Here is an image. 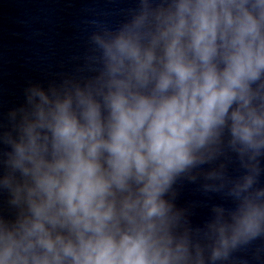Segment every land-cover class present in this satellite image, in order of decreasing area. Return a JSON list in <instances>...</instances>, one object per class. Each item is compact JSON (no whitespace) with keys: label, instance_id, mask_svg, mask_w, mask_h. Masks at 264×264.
Masks as SVG:
<instances>
[{"label":"clouds","instance_id":"clouds-1","mask_svg":"<svg viewBox=\"0 0 264 264\" xmlns=\"http://www.w3.org/2000/svg\"><path fill=\"white\" fill-rule=\"evenodd\" d=\"M0 123V264H225L264 238V0H137ZM186 184L221 197L202 225Z\"/></svg>","mask_w":264,"mask_h":264}]
</instances>
